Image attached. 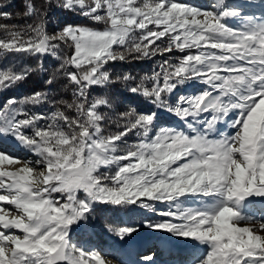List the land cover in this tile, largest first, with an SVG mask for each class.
Listing matches in <instances>:
<instances>
[{
  "label": "snow or ice",
  "instance_id": "1",
  "mask_svg": "<svg viewBox=\"0 0 264 264\" xmlns=\"http://www.w3.org/2000/svg\"><path fill=\"white\" fill-rule=\"evenodd\" d=\"M10 6L0 5V58L39 63L0 64V92L46 73L50 57L57 65L45 84L61 81L71 96L52 99L48 113L32 107L49 104L51 87L0 103V264H113L73 235L87 229L97 205L157 212V204L166 206L163 219L145 226L202 246L191 264H264V11L247 13L250 0L210 8L55 0L103 27L50 33L52 0L40 7L24 0L23 16L33 22L23 25L6 22ZM157 56L168 58L138 80L127 72L113 79L108 70ZM116 85L146 107L121 109L109 94ZM196 85L203 87L173 101L179 88ZM97 88L106 91L92 98ZM160 111L180 126L157 128ZM13 146L33 158L14 156ZM109 230L120 239L136 231Z\"/></svg>",
  "mask_w": 264,
  "mask_h": 264
},
{
  "label": "trees",
  "instance_id": "2",
  "mask_svg": "<svg viewBox=\"0 0 264 264\" xmlns=\"http://www.w3.org/2000/svg\"><path fill=\"white\" fill-rule=\"evenodd\" d=\"M184 2L191 3L200 8H210L213 4L211 0H184ZM35 3L37 7H40L42 3H46V0H35ZM0 5H11L10 7L6 8L7 11L12 13V19L6 21L7 23L23 25L25 23L33 22L31 19L25 18L23 16L24 0H0ZM246 9L247 8H245V11ZM63 24L88 25L95 28H101L100 25L85 22L77 14H71L56 8L55 0H52V8L49 11L47 29L51 33L54 26ZM2 36L3 33H0V37ZM178 55L180 54L175 52L172 53L171 59L175 60ZM163 58L168 57L166 56ZM163 58L157 56L151 60L125 63L117 62L108 65V70L112 73L113 79H115L117 75L127 72L136 76L138 80L139 77L145 74L150 75L153 70H158V65ZM38 63L39 61L37 59L24 55L0 58V64H3L4 66H15L17 69L22 67L36 68ZM44 65L48 70L46 73H40L39 71L34 72L26 80L20 82L15 87L7 91L0 92V103L11 96L23 98L24 96L30 95L35 91L49 90L50 87L52 90L49 93V104L32 107V111H35L36 113H48L51 109L52 99H70L71 93L62 87L61 81H58L54 86H48L45 84V80L49 78L52 70L57 65V62L53 61L52 58L47 57L44 59ZM105 91V89H94L92 92V98H95L97 95L104 94ZM109 94L113 97L115 103L120 105L121 109L127 106H133L139 110H143L146 107L142 101V98L131 97L127 93L121 94L119 85L112 87ZM173 96L175 97L176 95L174 94ZM176 124V119L171 114L164 111L159 112L156 121L157 128L171 127L172 125ZM159 217L158 211L147 212V210L136 206L119 208L106 205H97L96 210L92 213L88 221L89 228L85 232V235H73V242L83 246L89 251L97 250L99 253L104 255V249L108 241L107 239L110 237H116L115 233L109 229H115L119 227H132L136 229L141 226H145L149 221L155 222Z\"/></svg>",
  "mask_w": 264,
  "mask_h": 264
},
{
  "label": "rangeland",
  "instance_id": "3",
  "mask_svg": "<svg viewBox=\"0 0 264 264\" xmlns=\"http://www.w3.org/2000/svg\"><path fill=\"white\" fill-rule=\"evenodd\" d=\"M211 1L213 3L218 2V0H211ZM250 2L254 6L247 7L246 12L255 13L257 16H259L261 12L264 11V9H262L259 6L260 0H250ZM71 14H75V13H71ZM79 17L87 23L90 22L86 18L80 15ZM64 25H72V24L56 25L53 27V30H57ZM100 26L101 28L103 27L102 25ZM202 87H203L202 85H196L195 87H191V86L181 87L176 91L175 93L176 96L175 97L173 96L172 99L173 101H175V99L179 95L193 94L194 92L199 91ZM175 119L177 124L172 125L171 127L180 126V122L178 121V119L177 118ZM222 128L227 132L233 131L232 129H228L226 125H223ZM133 139L134 137L131 136L129 137L130 141ZM8 150L12 152L14 156H18L22 159L33 158L32 154L27 153L25 150H16L15 146L9 148ZM6 167L8 168V170H15L16 166H6ZM256 207L259 208L260 205L257 204ZM156 208L158 212L160 210H166V206L163 204H157ZM149 211L150 210H147V212ZM160 219L163 218L159 217L158 220ZM88 228L89 227H87V229L85 230L75 233L74 235L76 234L85 235V232L88 230ZM136 229H137L136 231L131 233V235L126 236L124 239H120L118 236L110 237L109 239H107L108 241L104 249L105 254L104 255L101 253L100 254L105 259L111 260L113 264H191L194 255H199V253L204 250L203 247L200 248L199 245L198 246L196 245L198 248L196 251H192L194 250V248L188 250V247L191 246L190 245L191 243L187 242L186 244L182 243L183 245H180V250H181V254H180L176 249H173V247L179 245L178 242L175 241L174 239L181 242L184 241L186 242V240L173 237L170 234L162 231H154L152 229H148L146 226H141ZM92 251L98 252L97 250H92ZM145 256H151L152 261L151 262L146 261L144 259Z\"/></svg>",
  "mask_w": 264,
  "mask_h": 264
},
{
  "label": "bare ground",
  "instance_id": "4",
  "mask_svg": "<svg viewBox=\"0 0 264 264\" xmlns=\"http://www.w3.org/2000/svg\"><path fill=\"white\" fill-rule=\"evenodd\" d=\"M187 242H184V244H186ZM181 245H183V244H181ZM191 246L190 247H188V250L189 249H192V248H194V250H192V251H196L198 248H197V246H193L192 244H190ZM175 247H178V248H176L177 250H178V252L181 254V250H180V246H175ZM200 248H202V246H200ZM185 254V253H184Z\"/></svg>",
  "mask_w": 264,
  "mask_h": 264
}]
</instances>
